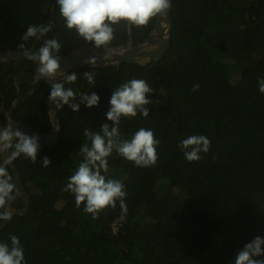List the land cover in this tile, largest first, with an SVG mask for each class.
<instances>
[{
  "label": "trees",
  "instance_id": "16d2710c",
  "mask_svg": "<svg viewBox=\"0 0 264 264\" xmlns=\"http://www.w3.org/2000/svg\"><path fill=\"white\" fill-rule=\"evenodd\" d=\"M169 13L170 47L162 59L67 71L77 80L65 87L96 92L98 105L81 103L78 112L65 105L57 111V143L39 141L35 164L23 155L14 161L30 203L0 230V242L18 236L26 264H234L246 242L264 238V94L257 83L264 77V0H172ZM153 24L154 18L147 26L114 25L110 45L124 44L129 31L132 43H140ZM28 25L50 28L37 50L50 38L61 44L58 55L91 44L66 28L55 0H0V52L29 48L34 38L21 39ZM36 67L28 59L0 61V107L48 133L50 86L35 79ZM84 71L94 73V84ZM132 78L149 84L153 102L149 116L121 118V137L151 129L160 141L158 160L141 168L114 150L107 175L125 185L127 215L121 217L117 202L92 219L62 189L83 159V130L99 131L108 122L111 91ZM6 123L0 111V127ZM194 134L209 138L210 148L188 162L178 145ZM43 156L52 162L48 167ZM23 206L17 197L11 208Z\"/></svg>",
  "mask_w": 264,
  "mask_h": 264
},
{
  "label": "clouds",
  "instance_id": "9594fccd",
  "mask_svg": "<svg viewBox=\"0 0 264 264\" xmlns=\"http://www.w3.org/2000/svg\"><path fill=\"white\" fill-rule=\"evenodd\" d=\"M67 29L75 30L76 34L86 43L96 48H107L114 39L116 31L114 25L125 22L128 25L147 26L157 15L164 16L172 7V0H55ZM50 31L45 25H28L22 34V41L29 38H41ZM19 48L24 49L20 43ZM61 44L56 38L46 39L41 47L34 52L24 49L23 55L37 64L35 79L53 81L47 100L56 109L67 105L72 112H78L80 104L85 107L96 106L100 97L96 92L88 94L84 91H74L65 84H73L77 80L75 72L62 73L59 55ZM88 64H95V57L85 60ZM62 74L58 82L56 78ZM88 84H94V73L83 72ZM258 90L264 94V77L257 78ZM199 89V84L192 86V91ZM153 89L144 79L132 78L121 83L111 91L108 101L110 107L105 113L108 122L100 125L99 131L83 130L88 142L79 147V154L83 157L78 167L67 178L62 191L70 192L74 196L77 208L83 204V212L91 214L97 219L99 213L106 208L115 209L117 202L121 210V217L127 215L125 185L119 180L108 177V157L115 152L137 167H154L158 160L157 146L160 141L155 138L151 129L140 127L130 138H122L120 121L122 117H136L139 113L143 117L149 116L147 105L152 99L147 94ZM79 97V102L77 101ZM111 122V123H109ZM185 159L188 162L202 159L201 153H207L210 140L204 135H190L179 142ZM40 149L38 136H29L19 128L13 130L12 123L0 127V221L11 220V205L19 195L9 166L17 158L24 156L33 164L37 162ZM10 150V152H9ZM5 153H9L5 155ZM42 166L48 167L52 162L48 156L41 158ZM10 244L0 242V264H26L24 249L20 239L14 234L9 235ZM264 238L255 236L238 249L234 256V264H264Z\"/></svg>",
  "mask_w": 264,
  "mask_h": 264
},
{
  "label": "water",
  "instance_id": "95a60500",
  "mask_svg": "<svg viewBox=\"0 0 264 264\" xmlns=\"http://www.w3.org/2000/svg\"><path fill=\"white\" fill-rule=\"evenodd\" d=\"M171 30L172 20L168 10L164 16L157 15L156 17H154V24L151 31L149 32L147 37L140 43H132V35L129 31L128 38L126 42L122 45H109L107 48H96L92 44H83L72 48L65 54L59 55V63L62 73H66L67 71L76 67H102L107 65L120 64L122 62H132L140 64L154 60H160L164 57L166 51L170 47ZM38 40L39 38H34L32 44L29 46V48H27L29 52H34L35 50H37L36 45L38 43ZM23 52L24 50L14 49H7L1 51L0 61L8 59H27L23 55ZM89 57H95L96 63H86L85 60ZM61 76L62 74L58 75L55 82H58ZM46 81L49 83V86L50 83L53 82L48 80ZM47 107L49 118L51 121V130L48 133H40L34 130L28 123L21 120H14L12 117L11 110L6 111L2 107H0V111L6 114V125L11 122L13 130L19 128L22 132L29 136H38L39 141H41L43 144L48 146H54L59 138V124L57 116L58 109H56L55 106L48 100ZM7 154L9 153H5V155ZM10 167L12 168L13 180L19 193L17 197H20L24 203V206L21 209L11 208L12 213H19L21 215H25L29 207L30 195L21 181L19 170L15 162H12ZM9 222L10 220L0 221V230Z\"/></svg>",
  "mask_w": 264,
  "mask_h": 264
},
{
  "label": "rangeland",
  "instance_id": "374dc122",
  "mask_svg": "<svg viewBox=\"0 0 264 264\" xmlns=\"http://www.w3.org/2000/svg\"><path fill=\"white\" fill-rule=\"evenodd\" d=\"M51 107H52V105H51ZM112 226H113V229L115 230L116 229V224L114 223Z\"/></svg>",
  "mask_w": 264,
  "mask_h": 264
}]
</instances>
